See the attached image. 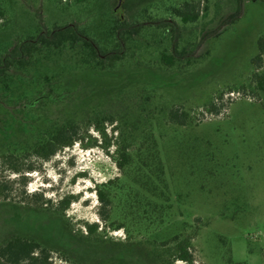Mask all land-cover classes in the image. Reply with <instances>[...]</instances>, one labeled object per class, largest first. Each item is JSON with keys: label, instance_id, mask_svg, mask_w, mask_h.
I'll list each match as a JSON object with an SVG mask.
<instances>
[{"label": "rangeland", "instance_id": "1", "mask_svg": "<svg viewBox=\"0 0 264 264\" xmlns=\"http://www.w3.org/2000/svg\"><path fill=\"white\" fill-rule=\"evenodd\" d=\"M184 1L0 0V55L36 35L41 19L50 28L76 22L104 50L121 47L122 35L125 49L104 68L82 63L78 49H46L0 79V152L65 118L82 121L84 132L82 143L33 159L38 168L27 182L0 168V179L10 178L0 197V245L14 235L36 239L48 264H183L157 242L197 229L200 264H264V89L252 82L264 75V64L252 62L264 0H243L235 21L237 0H193L199 20L176 19L180 46H196L197 60L166 67L160 55L172 32L158 20ZM214 100L220 110L208 112ZM175 105L189 112L187 124L170 118ZM104 116H114L129 141L153 130L163 183L137 160L119 170L111 155L117 133ZM117 176L114 188L104 185ZM69 195L76 197L63 210L58 201ZM86 222L100 227L88 231Z\"/></svg>", "mask_w": 264, "mask_h": 264}, {"label": "trees", "instance_id": "2", "mask_svg": "<svg viewBox=\"0 0 264 264\" xmlns=\"http://www.w3.org/2000/svg\"><path fill=\"white\" fill-rule=\"evenodd\" d=\"M76 1L85 2L87 0ZM242 2L243 0H237V12L231 16V21H235L240 17ZM170 10L173 17L158 20L161 27L169 28L172 32L171 49L161 52L160 61L166 67H173L179 63L191 65L197 60V47L180 46L183 28L176 17L183 24L196 23L201 16L202 9L199 3L193 0H186L182 4L172 6ZM137 29L139 30V26H137ZM207 37V34H202L201 39L204 40ZM119 39L121 40V47L104 50L76 22L56 25L50 28L41 19L40 29L36 35L25 38L0 55V79L5 77L10 69L14 67L27 66L39 52L63 47L80 50L82 63L91 67L104 68L113 66L122 60L125 55L122 35H119ZM257 43L258 53L252 62L257 68H260L264 64V35L258 38ZM252 82L257 83L259 88L264 89V75H260L258 72L254 73ZM230 92L233 91L231 90ZM146 98L149 99L148 96ZM219 110L220 107L214 100L208 106L207 111L217 113ZM169 115L174 122L180 125L187 124L190 117L187 110L176 105L170 109ZM104 119L113 125L112 128L117 133L111 142L114 147L111 155L119 170L124 172L128 166L137 160L140 165V172L149 173L148 177L155 174L158 177V182L163 183L164 168L159 154L158 141L153 130L137 137L133 141H129L128 138L126 139L122 128L117 126L114 116H104ZM82 125L83 122L77 118H65L46 125L42 132L25 146L15 150H8L7 152H0V168H3V171L7 172L8 176L16 175L15 177L27 182L28 176L38 168V166H35V162L32 161L33 159L40 161L49 160L65 148L84 141ZM94 127L98 128V126ZM8 179L10 178L0 179V197L4 195V189L10 183ZM118 179V176L111 178L104 185L114 188ZM151 180L153 181V178H150ZM153 182L155 183V181ZM97 191L103 203L110 202L108 194L103 190ZM34 194L37 196L40 193ZM75 197V195L65 196L58 202L62 205V209L65 210ZM153 203L159 208H163L157 202ZM84 227L86 230L93 232L100 227V224L86 222ZM197 233V229L193 232L184 230L157 243L162 250L172 251L171 253L176 261H181L183 264H200L196 259L193 242ZM0 258L10 264H48L49 250L36 239L14 235L0 245Z\"/></svg>", "mask_w": 264, "mask_h": 264}]
</instances>
